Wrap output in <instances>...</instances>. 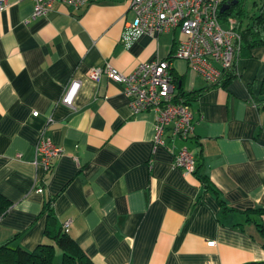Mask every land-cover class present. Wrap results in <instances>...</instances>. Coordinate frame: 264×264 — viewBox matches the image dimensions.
Masks as SVG:
<instances>
[{"label":"crops","instance_id":"1","mask_svg":"<svg viewBox=\"0 0 264 264\" xmlns=\"http://www.w3.org/2000/svg\"><path fill=\"white\" fill-rule=\"evenodd\" d=\"M6 2L0 10V193L13 204L0 219V245L34 250L50 241L41 211L59 194L58 219L71 221L68 233L95 264L264 261V232L244 214L264 207V46L239 51L237 76L190 101L197 121L191 140L167 135L169 146L195 154L200 172L234 209L225 212L199 174L177 168L170 150L155 146L156 112L133 113L120 84L90 77L96 64L110 62L129 74L144 61L168 58L180 29L144 33L126 46L130 0L80 9L57 3L40 17L30 0ZM175 68L186 91L210 86L186 61L176 60ZM73 80L81 87L69 106L62 98ZM44 129L65 150L50 174L35 162ZM62 258L57 249L54 264Z\"/></svg>","mask_w":264,"mask_h":264},{"label":"built area","instance_id":"2","mask_svg":"<svg viewBox=\"0 0 264 264\" xmlns=\"http://www.w3.org/2000/svg\"><path fill=\"white\" fill-rule=\"evenodd\" d=\"M34 3V16L40 17L54 10L57 3L80 9L99 0H30ZM235 0H130L134 18L126 26L122 42L130 46L141 34L159 35L181 30L176 50L168 58H156L140 63L126 74L110 62L92 67L90 77L101 82L107 76L122 86L130 99L133 113L149 109L156 112L154 143L167 147L174 156V164L185 173H196L198 159L189 147L175 149L167 143V135L184 141L193 138L196 117L191 102L179 97L175 61L184 60L189 68L210 85L221 82L233 68L241 50L242 35L237 17L230 14ZM239 2L242 0H238ZM231 8L222 12L224 5ZM7 8L6 0H0V10ZM227 24V27H224ZM81 82L73 80L62 101L73 106ZM39 112H34L38 116ZM58 145L44 129L36 146V164L42 165L47 174L53 172L55 161L63 155ZM44 192V186H39ZM71 221L64 224L68 232ZM215 245V241L209 242Z\"/></svg>","mask_w":264,"mask_h":264},{"label":"trees","instance_id":"3","mask_svg":"<svg viewBox=\"0 0 264 264\" xmlns=\"http://www.w3.org/2000/svg\"><path fill=\"white\" fill-rule=\"evenodd\" d=\"M255 13H250L247 9L248 0H242L235 5L230 14L237 17L239 21V30L242 35L241 50H246L264 46V0H252ZM239 54V53H238ZM237 76L236 65L225 75V77L215 85L194 91H186L183 85V79L177 76L179 86V97L185 102L199 99L208 89L216 86H226L232 79ZM199 164L196 174L202 181L205 191H213L225 212L233 211L222 197L220 190L214 185L207 174L200 172ZM58 195L49 197L41 211L47 215L46 239L48 242L42 243L34 250L25 249L22 246L11 247V241L0 245V264H54L57 249L63 252L62 264H95L87 255L84 248L65 230L64 225L58 219L54 205ZM13 202L0 193V219L7 213ZM247 215V222L255 221L260 229L264 232V223L256 221V217H264V207L250 208L244 211ZM255 217V218H254ZM246 264H264V261H254Z\"/></svg>","mask_w":264,"mask_h":264},{"label":"rangeland","instance_id":"4","mask_svg":"<svg viewBox=\"0 0 264 264\" xmlns=\"http://www.w3.org/2000/svg\"><path fill=\"white\" fill-rule=\"evenodd\" d=\"M247 9L249 10L250 13H255L256 8H254L253 1L252 0H248ZM227 26H228L227 24H224V27H227ZM180 37H181V30H180V34L178 36V39Z\"/></svg>","mask_w":264,"mask_h":264},{"label":"water","instance_id":"5","mask_svg":"<svg viewBox=\"0 0 264 264\" xmlns=\"http://www.w3.org/2000/svg\"><path fill=\"white\" fill-rule=\"evenodd\" d=\"M233 4H234V5L239 4V1H238V0H235ZM230 8H231V5H230V4H226V5H224V6L222 7L221 11H222V12H225L227 9H230Z\"/></svg>","mask_w":264,"mask_h":264}]
</instances>
